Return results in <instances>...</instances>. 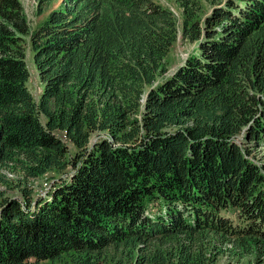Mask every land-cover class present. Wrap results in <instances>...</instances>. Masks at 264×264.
<instances>
[{
  "label": "trees",
  "instance_id": "trees-1",
  "mask_svg": "<svg viewBox=\"0 0 264 264\" xmlns=\"http://www.w3.org/2000/svg\"><path fill=\"white\" fill-rule=\"evenodd\" d=\"M175 1L197 48L168 75L155 0H63L34 30L0 0V186L25 198L0 191V264H220L218 241L262 263L264 0Z\"/></svg>",
  "mask_w": 264,
  "mask_h": 264
},
{
  "label": "rangeland",
  "instance_id": "rangeland-1",
  "mask_svg": "<svg viewBox=\"0 0 264 264\" xmlns=\"http://www.w3.org/2000/svg\"><path fill=\"white\" fill-rule=\"evenodd\" d=\"M23 7H24V13L27 17L28 22L30 23V26L32 30L37 28L40 24L44 23L50 13L58 8L63 0H53L50 4L40 6L39 1L40 0H20ZM157 3L161 4L162 6L170 9L177 17L178 20V39L176 43L172 46L170 53L165 59V66L168 69V75H171L175 72V70L183 65L187 57L194 52V50L197 48V43H192L188 39H185L183 36V24H182V10L180 9L179 5L176 3L175 0H155ZM212 12V5L208 2H203V8L202 12L200 13V19L205 20L208 15H210ZM27 65L30 72V79L28 82V86L30 91L32 92L33 96L36 100H38L41 91L43 89V84L41 83L39 73L36 69L33 53L28 48L27 50ZM257 160H261L264 162V148H261L255 152ZM9 179L14 180L15 182L19 180V177H16L15 175H11L10 173L3 172ZM66 177L67 174L58 175L56 173H49L44 177H40L36 180H32L29 185L30 189L33 190V198H37L40 196H45L46 192L49 190L50 185L54 178L58 177ZM0 191H6L7 195L17 197L19 199H25L24 196L21 193V190L19 188L12 189V190H6L5 187L0 186ZM156 211H154L152 214H155ZM219 247V250H222L223 253L220 255V264H235L238 260L236 257V254L239 251L238 249H233L231 247V244L228 243L227 245H224L225 243H222L221 241L214 243ZM148 245H142V247L146 248ZM158 244H153V249L157 248ZM141 254L143 253L139 252L137 253V259H135V263L131 264H138L136 263L138 261V258H141ZM110 256L115 261L121 262V260L124 259V254H122L121 251H110ZM66 261V258L62 261H49L44 264H62ZM261 264H264V256H261ZM255 262V256L247 255L245 256L244 263L246 264H254Z\"/></svg>",
  "mask_w": 264,
  "mask_h": 264
}]
</instances>
